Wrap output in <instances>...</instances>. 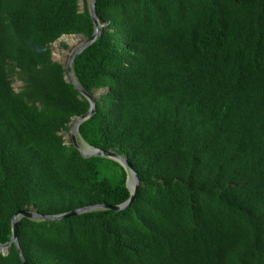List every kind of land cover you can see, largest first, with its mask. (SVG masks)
Masks as SVG:
<instances>
[{
  "label": "trees",
  "instance_id": "1",
  "mask_svg": "<svg viewBox=\"0 0 264 264\" xmlns=\"http://www.w3.org/2000/svg\"><path fill=\"white\" fill-rule=\"evenodd\" d=\"M0 0V244L22 209L127 201L128 172L63 131L90 109L53 47L95 32L84 0ZM74 72L91 146L133 165L127 209L22 217L29 264H264V0H97ZM66 47H68L66 45ZM14 76L23 82L16 91ZM0 264H24L15 244Z\"/></svg>",
  "mask_w": 264,
  "mask_h": 264
},
{
  "label": "water",
  "instance_id": "2",
  "mask_svg": "<svg viewBox=\"0 0 264 264\" xmlns=\"http://www.w3.org/2000/svg\"><path fill=\"white\" fill-rule=\"evenodd\" d=\"M96 2H97V0H92L91 4L89 6L90 13H91V16H92V18L94 20V24H95V32H94L93 36L86 38L85 42L80 47L76 48L72 52V54L70 56V60L66 66L68 74L70 75L71 82L90 102L89 111L87 113L83 114L82 116H80L79 118H77L75 123L72 126V129H71L72 141H73L74 146L81 152V154L84 157H92V156L108 157V158H111L113 160H116L122 166H124V168L128 172L127 186L130 190L131 196L127 201H125L121 204H118V205L97 204V205H93V206H86L83 208L75 209V210H72L70 212L58 214V215L41 214L37 210H34V209L19 210L14 215L13 220H12V230H13L12 238L6 244H0V249H2L3 252L8 253L9 247L12 244H15L19 253H20V256H21L24 264H29V263L25 259L24 254L22 252V248H21L20 243H19L18 231H19V223H20V220L22 217L31 218L34 220L57 221V220H62V219L69 217V216H74V215H78V214H82V213L93 212V211L103 210V209H111L114 211H121V210L127 209L130 206H132V204L136 200V197H137V194L139 191V186H140L139 176H138L136 170L134 169L132 163L125 156H123L122 154H120L114 150H103L101 148L93 147L89 143H87L80 134V125L85 120H87L88 118H90L92 115H94L96 113L97 103L95 100V96H93L91 93H89L87 90H85L81 86L79 81L77 80L75 72H74V60L79 53H81L89 45L94 43L102 33V26L103 25H101V23L98 19L97 10H96ZM64 36H67V35L61 36L58 40H61Z\"/></svg>",
  "mask_w": 264,
  "mask_h": 264
},
{
  "label": "rangeland",
  "instance_id": "3",
  "mask_svg": "<svg viewBox=\"0 0 264 264\" xmlns=\"http://www.w3.org/2000/svg\"><path fill=\"white\" fill-rule=\"evenodd\" d=\"M86 1L90 6L92 0H86ZM80 7L81 9L84 8V0L80 1ZM85 40L86 37H84L83 35H67L64 36L61 40H57L55 43L52 44L54 60L63 63L65 66H67V63L70 60V56L72 52L76 48L80 47L85 42ZM66 45L68 47H66ZM67 75L69 78L70 75L69 74ZM23 85H24L23 82L19 80L17 76H14L13 86L15 90L20 91ZM105 91H106L105 89L97 90L95 91V96L99 97ZM75 121L76 118H74L73 121L70 123V130L62 132L67 143H70L72 141L71 129Z\"/></svg>",
  "mask_w": 264,
  "mask_h": 264
},
{
  "label": "bare ground",
  "instance_id": "4",
  "mask_svg": "<svg viewBox=\"0 0 264 264\" xmlns=\"http://www.w3.org/2000/svg\"><path fill=\"white\" fill-rule=\"evenodd\" d=\"M133 184V183H132Z\"/></svg>",
  "mask_w": 264,
  "mask_h": 264
}]
</instances>
